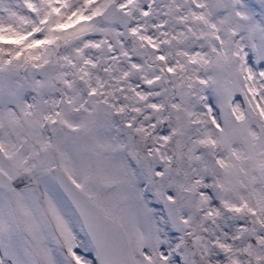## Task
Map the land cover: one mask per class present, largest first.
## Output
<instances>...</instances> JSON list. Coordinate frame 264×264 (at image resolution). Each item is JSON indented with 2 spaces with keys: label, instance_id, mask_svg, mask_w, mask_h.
<instances>
[{
  "label": "snow or ice",
  "instance_id": "6c2138e0",
  "mask_svg": "<svg viewBox=\"0 0 264 264\" xmlns=\"http://www.w3.org/2000/svg\"><path fill=\"white\" fill-rule=\"evenodd\" d=\"M0 264H264V0H0Z\"/></svg>",
  "mask_w": 264,
  "mask_h": 264
}]
</instances>
